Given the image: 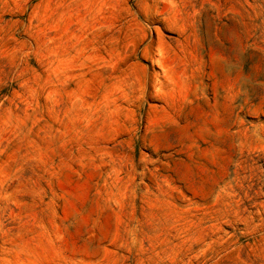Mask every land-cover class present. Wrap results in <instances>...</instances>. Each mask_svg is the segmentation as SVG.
Wrapping results in <instances>:
<instances>
[{
  "label": "rangeland",
  "instance_id": "rangeland-1",
  "mask_svg": "<svg viewBox=\"0 0 264 264\" xmlns=\"http://www.w3.org/2000/svg\"><path fill=\"white\" fill-rule=\"evenodd\" d=\"M0 264H264V0H0Z\"/></svg>",
  "mask_w": 264,
  "mask_h": 264
}]
</instances>
